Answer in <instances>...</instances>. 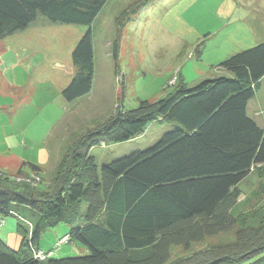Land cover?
Segmentation results:
<instances>
[{
	"label": "trees",
	"instance_id": "1",
	"mask_svg": "<svg viewBox=\"0 0 264 264\" xmlns=\"http://www.w3.org/2000/svg\"><path fill=\"white\" fill-rule=\"evenodd\" d=\"M108 1L0 0V42L40 17L55 25L89 27L72 52L75 74L62 91L73 102L92 90L91 26ZM151 1L139 0L123 13L122 22ZM113 46L117 61L118 40ZM219 68L231 77L188 87L177 75L173 86L178 85L166 97L141 101L129 111L117 106L106 121L75 140L45 187L42 178L35 186L4 173L0 215L18 216L15 207L22 206L37 219L27 230L18 226L23 235L19 249L0 238V264H264V204L233 212L242 196L238 185L250 173L264 178V129L247 113L264 78V42L232 55ZM155 121L178 128L145 151L98 167L92 148L133 140ZM29 171L42 174L24 162L16 175ZM61 224L71 230L58 246L76 243L87 255L52 259L53 250H41L43 233ZM232 233V242L171 262L176 248L188 252L209 237Z\"/></svg>",
	"mask_w": 264,
	"mask_h": 264
},
{
	"label": "rangeland",
	"instance_id": "2",
	"mask_svg": "<svg viewBox=\"0 0 264 264\" xmlns=\"http://www.w3.org/2000/svg\"><path fill=\"white\" fill-rule=\"evenodd\" d=\"M138 1L109 0L92 24L93 87L73 102L66 101L62 91L75 74L72 52L89 27L55 25L40 17L26 31L0 42V154L6 156L0 160V171L16 182L32 176L11 171L13 164L7 156L13 155L21 165L29 161L42 169L41 187H45L75 140L106 121L117 106L129 111L141 101L166 97L178 85H170L177 75L179 83L188 87L230 78L219 65L264 42V0H153L122 22L123 13ZM117 40L116 61L113 44ZM262 110L264 79L250 103L249 115L254 118ZM259 119L264 125V115ZM177 128L176 124L155 121L133 140L101 143L90 153L100 168L151 148ZM238 186L242 196L234 214L252 210L256 202L264 204V178L257 173H250ZM15 210L18 216L0 215V238L17 250L23 238L18 226L27 230L29 221L34 223L37 216L22 206ZM2 220L6 223L1 224ZM70 230L65 224L47 229L39 247L45 252L53 250L52 259L87 255L88 250L76 243L58 246ZM234 239V233L221 234L193 245L188 252L176 248L171 262Z\"/></svg>",
	"mask_w": 264,
	"mask_h": 264
},
{
	"label": "crops",
	"instance_id": "3",
	"mask_svg": "<svg viewBox=\"0 0 264 264\" xmlns=\"http://www.w3.org/2000/svg\"><path fill=\"white\" fill-rule=\"evenodd\" d=\"M37 69V68H36ZM47 71H50V70H47ZM74 76V75H73ZM73 78V77H72ZM32 78L30 77V80H31ZM264 79V78H263ZM262 79V80H263ZM72 80V79H71ZM71 82V81H70ZM69 85V84H68ZM261 85H262V81H261ZM252 101V100H251ZM251 101L248 103V107H247V113H248V115H249V107H250V103H251ZM264 115V110H262V111H260V112H258L257 113V115H256V117H251L250 115H249V117H251L252 119H254V121L259 125V127L261 128V129H264V125H261V123H259L260 121V119L259 118H261L262 116ZM4 157H6V156H2L1 154H0V160H3L4 159ZM7 158H9V162L8 163H10V161H11V163L13 164V168H11V169H13V170H11V171H14V170H17L19 167H20V165H21V162L20 161H15L14 160V156L12 155V156H7ZM25 161H23V163H24ZM27 162H29V161H27ZM31 164H34V163H31ZM0 166H1V163H0ZM7 173V172H6ZM6 222H4V224H5Z\"/></svg>",
	"mask_w": 264,
	"mask_h": 264
},
{
	"label": "built area",
	"instance_id": "4",
	"mask_svg": "<svg viewBox=\"0 0 264 264\" xmlns=\"http://www.w3.org/2000/svg\"><path fill=\"white\" fill-rule=\"evenodd\" d=\"M177 77H175L171 82L170 85H174L176 82ZM3 175H5L2 171H0V177H2ZM32 176L28 179V178H18L17 180L21 181V182H29L31 184H37L38 182L41 181V176L38 175L37 173H32ZM67 238L63 239L61 243L66 242ZM41 258H43V256H39Z\"/></svg>",
	"mask_w": 264,
	"mask_h": 264
}]
</instances>
